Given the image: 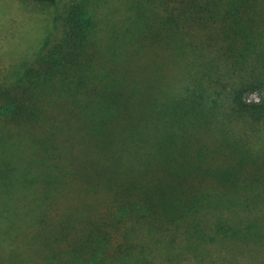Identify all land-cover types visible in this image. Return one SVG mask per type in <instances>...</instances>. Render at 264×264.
<instances>
[{"label":"trees","instance_id":"trees-1","mask_svg":"<svg viewBox=\"0 0 264 264\" xmlns=\"http://www.w3.org/2000/svg\"><path fill=\"white\" fill-rule=\"evenodd\" d=\"M132 1L152 45L191 51L198 47L191 33L202 31L206 44L228 56L236 45L250 43V28L264 7V0ZM69 16L61 41L26 63L13 85L0 86V191L42 184L44 195L36 206H27L31 225L25 235L30 243L12 239L0 253V264H32L24 256L32 251L40 256L37 264H126L129 259L152 264L154 251L135 242L136 228L145 227L147 233L171 229L169 243L178 235L191 236V227L183 230L182 220L207 202L198 192L210 177L202 160L207 153L198 144L191 152V124L173 126L172 134L159 138L165 125L150 132L135 123L123 85H114L113 71L104 74L95 64L90 19L77 12ZM253 93L258 101L248 102ZM229 99L238 116L255 123L264 119L263 83L242 84ZM86 103L98 104L99 110ZM55 105L62 107V120L55 115ZM19 131L27 133L50 172L30 175V169L5 154ZM59 132L62 146L55 139ZM70 133L77 139L70 140ZM214 176L222 188L236 180L228 170ZM76 181L99 196L105 209L96 212L87 203L78 220L68 214L51 221L56 205L52 193ZM194 234L200 236L198 230Z\"/></svg>","mask_w":264,"mask_h":264},{"label":"rangeland","instance_id":"rangeland-1","mask_svg":"<svg viewBox=\"0 0 264 264\" xmlns=\"http://www.w3.org/2000/svg\"><path fill=\"white\" fill-rule=\"evenodd\" d=\"M134 7L132 0H56L54 4L0 0V86L13 85L26 63L61 41L71 13L90 19L95 64L104 74L113 71L114 85H123L135 123L150 132L165 125L159 138L172 134L173 126L191 124L187 129L191 152L198 144L207 153L202 160L210 177L198 191L207 202L182 220V229L190 226L191 236L178 235L169 243L171 229L147 233L140 227L135 242L154 251L152 264H264V119L255 123L238 116L229 99L242 84H264V7L250 28L254 29L250 43L236 45L230 56L212 43L208 46L202 31L191 33V42L198 46L191 51L152 45ZM258 98L257 93L247 96L248 102ZM86 104L99 110L96 103ZM60 105L54 110L62 120ZM185 112L191 116L182 115ZM68 137L77 139L73 133ZM55 139L62 146L60 132ZM13 141L5 154L30 169V175L51 171L47 162L40 161L26 132L19 131ZM55 165L62 168V163ZM224 170L236 178L226 188L218 186L214 176ZM41 185L0 191V253L12 239L30 243L25 235L31 225L27 206L41 200ZM52 196L56 205L51 221L68 214L76 221L87 203L96 212L105 209L100 197L89 194L78 181L58 188ZM32 252L25 253V259L37 264L40 256ZM126 264L139 263L129 259Z\"/></svg>","mask_w":264,"mask_h":264}]
</instances>
